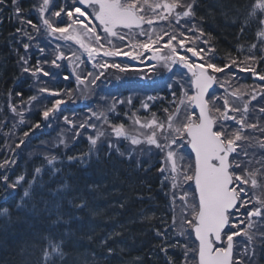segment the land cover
I'll return each mask as SVG.
<instances>
[{
  "label": "snow or ice",
  "instance_id": "6c2138e0",
  "mask_svg": "<svg viewBox=\"0 0 264 264\" xmlns=\"http://www.w3.org/2000/svg\"><path fill=\"white\" fill-rule=\"evenodd\" d=\"M5 2L6 0H0V5ZM9 2L13 9L12 15L21 25H28L38 36L43 29L44 35L58 41L71 42L86 54L87 60L92 62L91 67L97 71L76 74L78 84L95 86L109 69H116L121 73L129 70L127 65L122 66L105 58L128 56L132 60H141L146 53H150L147 59L163 64L169 72L174 65L186 69V73L180 74L181 79L186 76L194 91L189 94L187 90H182L174 109H164L166 116L163 120L153 113L151 119H133L131 129L124 123L111 124V133L106 139L102 140L106 135L104 132L88 136V152L67 156V161L87 166L93 156L99 159L100 149L106 145V158H111L115 153L129 161L135 159L139 167L137 148L140 145L149 146L146 150L140 149L141 154L151 152L152 147L158 149L165 153L164 165L158 171L162 175L168 172L169 175L164 179L171 180L172 230L181 237H190L194 232L198 241L197 247L190 248L187 242H173L168 235V228L155 229V235L160 240L155 247L164 253L166 264H175L168 255L170 248L184 250L183 264H245V257L248 264H253L257 245L264 247V138L253 136L248 130L264 135V125L260 122V118H264V70L259 67L264 64V0H249L244 6L245 18L250 21L254 19L259 25V46L251 44L249 53L243 60L229 54L228 62L223 64L216 62V49L209 45V41L201 39L206 35L203 29L193 23L196 19L197 0H68L62 5H56L52 0H42V3L33 6V10L39 15V24L26 18L22 0ZM161 21L167 22L172 30L155 27ZM15 31L22 33L29 41L37 39L24 27H17ZM197 41L206 47L199 46ZM30 46L29 43H23L26 52ZM45 47H38V51L43 53ZM56 50L55 59L50 61L55 68L60 67L58 61L61 60H69L76 67L85 63L75 51L66 55L60 50L59 44L56 45ZM19 62L23 73H31L32 76L37 73L50 75L39 66V61L34 69L25 66L28 65L25 56H20ZM233 68L250 73L262 83L256 87L241 85L228 91L225 85L231 83L230 79L221 80L219 74L223 73L227 77ZM73 72L75 73V68ZM63 78L69 79L68 76ZM214 85L224 88L225 94L222 97L216 96ZM167 87L172 89L173 86L168 84ZM39 91L56 97L51 106L44 107L40 113L44 126H51L50 121L58 118L61 105L66 101L60 98V91L47 87H41ZM65 94L70 95V90ZM172 95L175 97L176 93L173 92ZM258 96L260 103L252 105L251 111L259 113L260 118L254 117L250 122V105L252 101H257ZM244 97L249 99L244 100L243 104L235 102ZM36 99V96L30 97V100ZM148 99L153 97L149 96ZM127 103L131 104V99ZM143 107L147 109L148 105L143 104ZM114 108L115 105L109 110ZM63 120L74 129L96 127L95 124L86 122L76 125L68 116H63ZM107 122L105 117V123ZM41 127V122L37 121L29 131H25L23 138L12 149L13 153L15 149L26 145L25 138L30 136L32 130ZM80 135L75 132L72 139H78ZM113 136L115 139H112ZM125 140L131 147L121 150V143ZM60 145L67 146L63 138L51 147L46 146L43 159L49 167L47 171L43 167H36L31 180H26L24 175L17 176L15 180L10 179L7 170L16 163L15 159L0 162V169L5 170L0 172V184L3 187L0 199L7 202L10 198L19 196L15 200L17 210L34 219L43 216L48 222L47 227L37 236L40 250L35 264H66L69 259L68 243L76 231L70 227L72 221L83 219L79 214L81 210H86L92 217L98 215L91 208L88 196L83 191L75 193L67 180L57 182L55 188L48 186L58 173H62V169L55 164L57 156L51 154L52 149L59 148ZM174 146L190 147L194 154V160L183 170L178 168L177 161L184 157L178 155ZM45 171L49 181L42 178ZM181 180L187 185V189L177 196L175 190L182 187ZM98 188L99 185L96 184L86 185L89 193ZM18 189L22 192H18ZM177 200L180 201L179 222L175 215ZM65 203L70 211L65 210ZM124 206V203L119 205L120 208ZM9 214L8 208H0V217H7ZM152 218L144 216L143 219ZM61 225L65 227L61 228ZM84 228L83 224L79 226L82 236L91 241L93 235L84 232ZM122 235V231H114L100 240L108 256L124 255L126 248L119 243L116 247L108 246L109 241L116 242ZM238 237L242 239H236ZM135 264H141L140 258L136 259Z\"/></svg>",
  "mask_w": 264,
  "mask_h": 264
},
{
  "label": "trees",
  "instance_id": "16d2710c",
  "mask_svg": "<svg viewBox=\"0 0 264 264\" xmlns=\"http://www.w3.org/2000/svg\"><path fill=\"white\" fill-rule=\"evenodd\" d=\"M58 2L62 4V0ZM248 2L249 0H197L195 22L201 26L211 46L216 49L218 64L228 62L229 54L233 58L241 56L240 50L243 49L245 52L250 49L251 44L259 43L257 36L259 25L254 19L250 21L245 18L244 6ZM22 7L25 9L24 14L36 23L37 19L30 16L33 8L32 0L22 2ZM12 12L9 0H6L4 5H0V130L7 102L12 100L15 104L25 103L30 101V97L34 94L29 81L21 80L17 54L23 50H18V43L15 41L17 34L15 30L19 24ZM200 17L204 19L200 20ZM32 64L33 66L36 64L34 58ZM259 67L260 70H264V64ZM109 74L108 83L123 77L115 71H109L106 75ZM252 78L254 79L248 75L249 85L253 83ZM152 90L154 92V89ZM161 96L163 99H160L159 104L150 107L149 116L155 113L158 118H162L164 109L169 108L171 95L165 92ZM138 105L139 101L133 105L134 109H131V113L139 110ZM40 113L41 111H37L32 115V125L37 121L43 124ZM131 113L122 107L118 116L111 115L108 121L111 124L126 125ZM30 129L31 126L24 129L23 133ZM48 137L47 133H41L35 141L47 140ZM89 147L88 140L82 138L61 151V157H57L60 160L55 164L62 169V173H58L48 185L55 188L57 182L67 180L75 193L83 191L88 196L91 208L98 212V215L92 217L86 210H81L79 214L83 219L72 221L70 227L76 231L68 243L69 259L66 264H135L137 258H140L141 264H166L164 253L159 252L158 247H155L160 243L155 235V229L171 228L173 216L169 201L171 187L163 186L166 184L163 183L162 174L158 171L162 166L161 163L142 161L137 167L135 159L129 161L115 153L111 158H106L104 155L106 146L100 149L99 159L93 156L87 166L79 162L67 161V156L87 153ZM124 149H127L126 144L121 146V150ZM24 163L25 161L19 164L20 168L14 175L19 176L24 172L26 180H31L36 167H43L46 171L49 167L45 166L40 158L33 159L28 167ZM46 171L42 178L44 181H49ZM88 184L99 185V188L89 193L86 191ZM2 191L0 184V192ZM18 199L19 196H16L0 204V208H8L10 213L7 217H0V264H35L40 250L37 236L48 224L43 216L34 219L17 210L15 200ZM121 203H124V208L119 207ZM65 210L70 211L66 203ZM144 216L153 218L144 220ZM81 224L85 225L84 232L93 235L91 241L86 236H82L79 229ZM114 231H122L123 235L116 242L109 241L108 246L116 247L119 243L121 247L126 248L123 256H108L105 246L100 243L102 238ZM175 240L180 239L177 237L173 242ZM168 255L173 258L175 264H183L182 248H170ZM259 258V264H264L263 251L260 252Z\"/></svg>",
  "mask_w": 264,
  "mask_h": 264
},
{
  "label": "rangeland",
  "instance_id": "374dc122",
  "mask_svg": "<svg viewBox=\"0 0 264 264\" xmlns=\"http://www.w3.org/2000/svg\"><path fill=\"white\" fill-rule=\"evenodd\" d=\"M25 0H22L24 2ZM33 6L38 5L39 3H42V0H32ZM52 2L56 5H59L60 3L58 0H52ZM64 3H67L68 0H63ZM62 5V4H60ZM30 16H34L37 19V22L39 24V15L37 12H35L32 8ZM26 16V14H24ZM26 18H29L27 15ZM14 19L16 20L17 24H19V27H24L27 31L31 32V34L34 37H37L36 40L29 41L27 37L23 36L22 33H17L15 37V41L18 43V50H23V52H19L17 55L20 58V56H25L28 59V65H25L26 67L30 68H35L37 66V61H39V66L42 67L45 71H48L50 73L49 76H44L42 73H37L35 76H32L31 73H23L22 72V67H21V62L20 64V70H21V80H29L31 82V88L33 91H35V96L37 97L36 100H30L25 103H18L15 104L14 101L9 100L7 102V107L4 109L3 115H4V121L2 124V128L0 130V162H3L5 159H15L16 163L11 166L10 169L7 170V174L9 175L11 180L16 179L15 171L19 170V164L24 163L25 166L31 165V161L35 158H40L41 160L44 161L43 156L45 154L46 146L51 147L52 144L58 143V140L63 138L66 141V147L64 145H60L59 148H54L52 149L51 154L56 155L57 157H61L60 153L63 151L65 148L69 147L79 139L81 140L82 138H86L88 136H95L97 132H104L106 135L105 137H102L103 139H106L108 137V134L111 133V128H110V123H105V116L106 118L108 117L107 113H109V109L112 108L113 105H115L114 110H111L110 112H116L115 110H118V106H121L122 103L119 101H115V99H109L106 100L105 103H100V102H95V106H91L88 104V102H92L94 99H96L95 95L100 88H103L105 85L104 78L101 80L97 81V84L95 86L90 85V84H78L76 81L75 75L80 74L84 75L87 71L93 70L91 67L92 62L87 60L86 54L83 53L79 47L71 42H64V41H58L55 40L52 37L46 36L43 34V29L41 34L38 36V34L32 30L28 25H21L19 20L14 16ZM183 23V21L181 22ZM193 23L195 22V19L193 20ZM198 27L201 28V26L196 23ZM147 27V26H145ZM155 27L159 28H165L169 31L172 30V28L165 24L164 21L159 22ZM138 31V30H136ZM191 35V33H189ZM138 39H144V37H137ZM259 38V37H258ZM201 39L203 40H208L206 36L202 37ZM260 42V38H259ZM23 43H29L31 46L25 51L23 48ZM60 45V50L64 51L66 55H70L72 51L77 52V54L81 57L82 60L85 61L84 64H82L80 67H76L74 63L70 62L69 60H61L58 62L60 64L59 68H55L51 65L50 61L52 59H55L57 55V50H56V45ZM197 44L199 46H204L200 44V41H197ZM45 45H47L45 47ZM209 45L210 42H209ZM259 46V43H258ZM38 47H45V51L43 53H40L38 51ZM240 50V55L238 58L240 60H243L246 55H248L249 50L243 51ZM190 55V54H189ZM36 57L35 59L36 64L33 66L31 61L33 57ZM128 57V56H127ZM116 57H113L114 62L119 63L123 65L121 62L115 60ZM49 61L48 63H45L44 61ZM147 60V59H146ZM110 61V60H109ZM217 61V60H216ZM113 62V61H110ZM198 62V61H197ZM125 65H128L127 63ZM161 67L164 68V75H168V69L163 66V64L160 65ZM73 68H75V73L73 72ZM146 68V67H145ZM112 71H115L119 74H122L116 69H111ZM144 71V72H143ZM146 69L142 70L141 72L137 73L136 71H127L124 73V77H126L125 81L124 79H117L112 85H107L104 88V91L106 90H111V91H117L120 89V87H117L121 84H127L130 85L131 81L128 79V77L133 78V77H146L145 76ZM95 73V72H94ZM181 73H184L183 71L180 72H173L168 75L169 79H171V84L174 85L172 89L167 88V91L171 95V102L169 106V110L172 111L178 103V99L182 94V90H187L189 94H192L194 91L190 85L187 82V77L185 76L184 79H181ZM67 74V75H65ZM154 73L150 70L149 75H153ZM248 75L250 76V73L246 72H240L238 69L233 68L231 71L228 72L227 77L225 74L221 73L219 74V77L221 80H224L226 78L230 79L231 83L229 85H225V88L228 89V91H231L232 88L234 87H239L241 85H247V86H252L256 87L260 85L262 82L258 81L255 79L256 83L254 82L252 85H249L247 83L248 80ZM68 76L69 79L65 80L63 77ZM176 76V77H175ZM117 78V77H116ZM158 78V77H156ZM163 78V77H161ZM64 83L65 86L62 87V89L57 88L58 83ZM73 82L74 86H70V83ZM99 82H102V86L98 88ZM181 85H183V88H181ZM41 87H47L52 90L60 91L61 92V97L66 101L65 104L61 105V112L59 113L58 118L53 119L50 121L51 126H44L45 122H43L42 127L40 129H35L30 132V136L25 138L26 140V145H22L21 148L15 149V153H13L12 149L15 148V144L19 142V139L23 138V131L24 129L32 126V115L37 112L43 110L44 107H50L51 102L56 98L52 97L48 93H41L39 89ZM217 90L215 91L216 96L222 97L225 94L224 88H220L219 85H216ZM70 90V95H66L65 93L69 92ZM160 88V93H161ZM156 92H153L152 94L155 95V93H158L157 90H154ZM152 92V91H151ZM150 92V93H151ZM175 92L176 96L174 97L172 93ZM109 95V94H108ZM153 95H148L146 92H143L142 94V99H143V104H150L153 102V99H148L149 96L154 97ZM159 97H162L158 95ZM146 97V98H143ZM249 99V97H244L243 100L235 101L237 104H243L244 100ZM100 103V104H98ZM218 103H222V101H218ZM260 103L259 96L257 98V101H252V104L250 105V122L253 120L254 117L260 118V114L251 111L252 105H258ZM98 104V105H97ZM142 104V107H143ZM99 107V109H97ZM149 107V106H148ZM13 108H15V111H13ZM83 108V110H79ZM129 109V106L127 107ZM191 111V109H189ZM138 111V110H137ZM93 113H96L97 115L94 116ZM103 113V116H100L99 114ZM137 113V112H136ZM139 113V111H138ZM112 114V113H111ZM110 115V114H109ZM181 115H183V108L181 110ZM63 116H68L70 120H72L76 125H79L81 122H86V124H95L96 127H86V129H80V128H73L72 125L66 124L63 120ZM99 116V118H97ZM166 116V113L163 112V117L161 120H163ZM131 120H129V124L126 125L128 128L133 127V119L139 118L141 121L144 120V118L139 117L138 114H132L130 116ZM149 117L148 119H151ZM260 122L262 125H264V118H260ZM138 127V126H136ZM251 132L253 136L264 138V135H262L260 132H252V130H248ZM75 132H79L81 135L78 139H72L74 136ZM41 133H47L48 138L47 140H41V141H35L37 138H39V134ZM112 139H115L114 136ZM129 143V142H128ZM131 147V146H130ZM149 146L147 145H140L137 148V159H150V158H156L158 157L161 159V162L164 165V157L165 153L160 152L158 149H155L154 147L151 148V152L145 151L143 154L140 153V149H147ZM175 150L177 151L178 155H183L184 159L181 160L178 158V168H181L183 170L184 167L190 162L194 160L192 154L190 153V150L188 147H178L174 146ZM259 151V150H257ZM88 152V151H87ZM60 159H57L56 162H58ZM151 160V159H150ZM45 162V161H44ZM55 162V163H56ZM46 163V162H45ZM27 164V165H26ZM29 164V165H28ZM47 166V164H46ZM4 169H0V172H4ZM25 173L22 172V175ZM166 176L169 175L168 172L164 173ZM165 183L171 187V180H165ZM191 183V182H189ZM181 185L182 187L177 188L175 191L177 193V196L181 194V192L185 189H187V185L183 184L181 180ZM26 186V185H24ZM3 188V187H2ZM18 192H22L21 189L17 190ZM18 197V196H17ZM171 203V192H170V199ZM3 202L2 199H0V204ZM173 214V208L170 210ZM175 215L177 216V222H179V216H180V201H176L175 205ZM168 235L171 239H176L179 237L178 232H172V227L168 229ZM183 239H187V243L189 244L190 248H195L197 245H195L194 240L192 239V235L190 237L188 236H183L181 237ZM236 239H242V237H238ZM183 241V240H182ZM259 246V245H257ZM264 252L263 249L260 247H257V252L256 255L253 257V264H259V255L260 252ZM259 252V254H258ZM245 264H248L247 257H245Z\"/></svg>",
  "mask_w": 264,
  "mask_h": 264
},
{
  "label": "bare ground",
  "instance_id": "6f19581e",
  "mask_svg": "<svg viewBox=\"0 0 264 264\" xmlns=\"http://www.w3.org/2000/svg\"><path fill=\"white\" fill-rule=\"evenodd\" d=\"M173 72H177L178 70L177 69H174V70H172ZM156 77H158V78H156ZM161 77H163V74L162 73H158V74H153V75H149L145 80H144V84L146 85V86H152V85H155V84H157L159 81H160V79H161ZM171 80V79H170ZM125 81H127V80H125ZM153 81H155V83H153ZM137 82V81H136ZM135 81H131V83H130V85H128V88H132V87H135L136 85H137V83H136ZM140 86H141V83H138ZM168 84H171V82H168L167 84H165L164 85V87L163 88H165V86H167ZM168 88V87H167ZM121 93H122V91H121ZM33 96H35V91H34V94H33ZM129 97H132L133 96V93H130L129 95H128ZM109 99H117L118 101L120 100V101H126L127 100V98H125V97H122V96H120V95H116L115 97H108V96H105V95H100L99 96V98H98V101L100 102V103H105V101L106 100H109Z\"/></svg>",
  "mask_w": 264,
  "mask_h": 264
},
{
  "label": "water",
  "instance_id": "95a60500",
  "mask_svg": "<svg viewBox=\"0 0 264 264\" xmlns=\"http://www.w3.org/2000/svg\"><path fill=\"white\" fill-rule=\"evenodd\" d=\"M213 88H214V86H213ZM211 91V90H210ZM196 111L198 112V109H196Z\"/></svg>",
  "mask_w": 264,
  "mask_h": 264
}]
</instances>
